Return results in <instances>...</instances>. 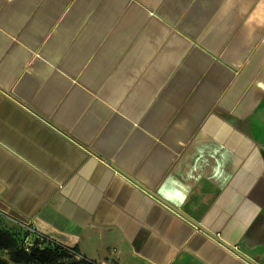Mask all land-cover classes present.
I'll return each mask as SVG.
<instances>
[{"label":"crops","instance_id":"1","mask_svg":"<svg viewBox=\"0 0 264 264\" xmlns=\"http://www.w3.org/2000/svg\"><path fill=\"white\" fill-rule=\"evenodd\" d=\"M0 214L97 264H264V0H0Z\"/></svg>","mask_w":264,"mask_h":264},{"label":"trees","instance_id":"2","mask_svg":"<svg viewBox=\"0 0 264 264\" xmlns=\"http://www.w3.org/2000/svg\"><path fill=\"white\" fill-rule=\"evenodd\" d=\"M38 245V242H36ZM35 252H29L20 246L16 239L8 232L0 231V249L7 250L11 260L18 264H57L59 258H69L75 260L67 252L62 251L58 245L56 248L49 245L42 248L37 246ZM0 264H11L0 258ZM79 264H85L79 262Z\"/></svg>","mask_w":264,"mask_h":264},{"label":"rangeland","instance_id":"3","mask_svg":"<svg viewBox=\"0 0 264 264\" xmlns=\"http://www.w3.org/2000/svg\"><path fill=\"white\" fill-rule=\"evenodd\" d=\"M0 231L8 232L9 234H11L20 246L26 248L31 253L35 252L36 248H38V245L36 243L37 238L33 235H30L27 227L1 214ZM0 258L8 261L11 264H18L11 260V257L8 254L7 250L0 249ZM57 264H79V261L77 259L73 260L65 257L59 258Z\"/></svg>","mask_w":264,"mask_h":264},{"label":"built area","instance_id":"4","mask_svg":"<svg viewBox=\"0 0 264 264\" xmlns=\"http://www.w3.org/2000/svg\"><path fill=\"white\" fill-rule=\"evenodd\" d=\"M27 228H28V230L30 232V235H33V236H35L37 238L36 242H38V246L39 247L42 248L43 246L49 245L51 247H55L56 248L59 245L60 248L62 249V251L67 252V254H69L73 258L77 259L79 262H83L85 264H97V263L85 258L84 256H82L77 251H75L73 248L65 247V246H62L60 244H57V243L53 242L47 236H45V235H43L41 233H38L35 228L29 227V226H27Z\"/></svg>","mask_w":264,"mask_h":264}]
</instances>
